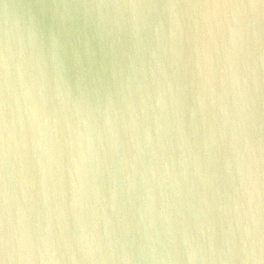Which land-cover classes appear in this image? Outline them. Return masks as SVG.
Instances as JSON below:
<instances>
[{
  "label": "water",
  "instance_id": "obj_1",
  "mask_svg": "<svg viewBox=\"0 0 264 264\" xmlns=\"http://www.w3.org/2000/svg\"><path fill=\"white\" fill-rule=\"evenodd\" d=\"M0 264H264V0H0Z\"/></svg>",
  "mask_w": 264,
  "mask_h": 264
}]
</instances>
